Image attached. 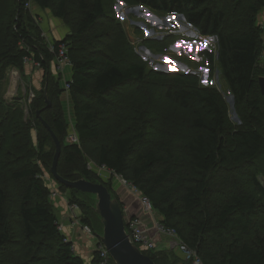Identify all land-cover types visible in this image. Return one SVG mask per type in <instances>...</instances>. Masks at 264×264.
<instances>
[{
    "label": "trees",
    "instance_id": "trees-1",
    "mask_svg": "<svg viewBox=\"0 0 264 264\" xmlns=\"http://www.w3.org/2000/svg\"><path fill=\"white\" fill-rule=\"evenodd\" d=\"M67 1L53 4L54 17L67 18ZM230 1L239 11L249 12L239 29L236 26L226 30L227 14L216 5L217 0L138 3L154 11L181 13L201 35L217 38L216 61L222 77L234 103L244 104L247 109L237 126L227 121L219 93L198 84L197 78L166 73L155 76L129 53L112 57L106 50L91 47L86 42L87 35L108 14L104 0H79L82 16L73 21L69 33L54 42L55 51L59 44H64L71 67L66 91L72 103L73 122H66L58 102L65 88L49 66L54 54L47 46L36 43L35 34L41 38V25L25 10L28 3L48 8L52 0H0V89L9 67H19L23 74L33 69L32 64L24 62L25 58L39 62L42 70H36L42 71L43 81L39 90L33 89L27 120L22 118L20 101L6 103L0 97V264H97L99 260L96 249L86 258L76 253L72 241L59 230L58 217L47 196L49 188L41 183L38 174L37 160L43 165L48 163L53 177L50 166L55 152L53 137L41 118L60 142L57 172L63 178L75 180L84 176L105 184L116 196L112 176L104 180L85 165L86 144L94 143L95 164L134 184L149 199L152 210L162 216L159 222L175 227L181 242L194 249L204 264H264V187L258 180L262 175L258 164L264 155V95L259 85L264 69L260 71L257 65L263 26L254 18L258 9L264 7V0L248 5L244 0ZM203 53L212 58L210 51ZM148 79L165 87L163 97L191 115L184 148L187 170L181 168L179 155H174L171 138L146 140L152 133L162 134L158 119L150 117L145 120L146 125L136 122L135 129L133 125L130 129L120 128L123 117L120 119L119 115H129L133 110L123 107L124 111H120L121 106L110 99L112 91L131 84L147 91L143 86ZM46 84L49 107L44 96ZM71 130L78 136L77 143L66 141ZM147 141L149 147L144 148ZM63 163L71 170L64 172ZM240 164L246 169L256 167L246 174L252 190L223 188L224 183L229 184L230 169ZM212 170L219 172L221 179L224 176L217 185H212L207 176ZM7 180L22 182V193L9 197L4 187ZM56 182L67 201L87 210L86 216L82 212L81 222L92 227L96 214L85 194ZM140 250L155 264H190L170 254L172 250ZM108 264H115L112 257Z\"/></svg>",
    "mask_w": 264,
    "mask_h": 264
},
{
    "label": "rangeland",
    "instance_id": "rangeland-1",
    "mask_svg": "<svg viewBox=\"0 0 264 264\" xmlns=\"http://www.w3.org/2000/svg\"><path fill=\"white\" fill-rule=\"evenodd\" d=\"M78 1L79 0L67 1L66 19L56 18L52 14L51 9L54 6L53 4L57 3L58 0H52V6L48 8L36 7L32 3L25 5V10H27L26 13L28 14L29 12L34 16L36 24H40L41 27L42 23L48 24L47 29L39 26V33L41 34L38 35H40L41 38L38 39L37 34H35L36 43L47 46L49 43H54L56 38L62 35L65 36L69 33L70 30H72L71 24L73 21L82 16L78 8ZM244 2L248 5L249 3H253L254 0H244ZM104 4L108 14L99 19L96 23L97 25L90 30L87 35L88 41L86 37V42L92 45L91 47L106 50V53L112 57H125L124 54L129 53L128 55H133L137 57V59H140L145 64L147 70L151 71V74H156L155 76L158 75L157 73H166V75L173 74L180 78H197L198 84L215 89L219 93L227 121L234 126L240 124V119L243 114L247 112V109L244 104L236 105L234 103L228 85L222 77L221 70L216 61L217 38L215 36L201 35L195 27L187 22L185 16L181 13L154 11L138 3V0H104ZM216 5L223 7L226 11V30H231L236 26L237 29L241 28L243 19L249 14L247 9L243 11L241 9L239 11L234 2L230 0H217ZM254 18L256 23H261L263 26V42L259 50L257 62L261 71L264 69V7L258 9L254 14ZM57 21L59 24H55ZM125 46H127L128 49ZM203 50L210 51L212 53V58L203 53ZM52 60L54 61V66L51 63L52 65H49L50 69L56 68L55 74L53 75L60 78V85L63 87V79L65 76L67 78L69 77V71L67 70L63 73L55 64L54 57ZM41 75L42 71H37L35 67L29 69L28 74H23L22 69L19 67L13 66L7 69L6 80L0 89V97L3 98L6 103L20 101L24 111L22 115L24 120L29 118V103L34 95L33 89L35 91L39 90L43 84V81H41L42 77H40ZM262 77H264V75L260 78ZM143 88L147 91L138 89L131 84L115 88L112 91L110 99H112L114 104L121 106L120 111H124L123 107L133 110L130 111L129 115L126 113H123L122 116L119 115L120 119L123 117L121 120L122 126H120V128H126V126H128L130 129L133 125L132 129H135V127H137L136 122H141L146 125L147 122H145V120L148 121V118L152 117L154 120L158 119L159 124L162 125V134L157 135V133H152L146 137V140H150L151 142V140L171 138L170 141L172 142V146L176 150V152L174 151V155H179L178 158L180 159L181 168L187 170L188 159L184 148L186 138L189 136L188 122L191 117L189 111L165 99L163 97L165 87L153 83L150 79H148V84L144 85ZM58 102L63 117L66 122L71 124L73 122V109L70 96L67 94L66 90L58 97ZM134 103L135 106L132 105ZM59 106L56 101V107L58 108ZM139 116L143 118L142 121L138 119ZM149 125L150 123H148L147 126ZM31 133L33 137H35L33 129H31ZM103 138L106 139V136H103ZM150 142L147 141L142 146L148 148ZM94 146V143L86 144L87 148L83 158L85 160V165L88 167V163H90V165L92 164L93 168L91 169L96 171L100 167L92 160L95 157V153H92L95 148ZM90 153H92V155ZM37 164H39L40 168V173L38 174L40 175L41 183H45L49 188L47 196L52 204V209L59 220H63L65 216L60 214V210L55 204V202H58V198L57 196L53 197L51 195L53 187L59 188L60 192L61 189L59 184L50 176L51 174L47 166L48 163L47 165H43L37 160ZM258 166H260L259 169H262V176H264V155L260 157ZM61 168L64 172H67L69 169L71 170L65 163L62 164ZM253 170H256V167H254V169H246L241 164L234 166L229 171L230 178L227 179L229 184L224 183L222 187H226L229 190H233L234 187H236L240 188L243 192L251 191L252 185L246 178V174L247 172H253ZM95 173L101 176L100 171ZM101 173L103 175L102 171ZM207 176L212 185H214V183L217 185V183L224 179V176L221 179L219 172L214 170L208 172ZM103 178H105L104 175ZM109 180L110 179L107 181ZM7 182L8 183L4 187H6L9 197H11V195L17 196L18 193H22V182L12 180H7ZM171 182L172 180L166 183L165 186H168ZM176 194L179 196L180 191L178 190ZM134 202H137V200H134ZM10 204L14 205L13 202H10ZM72 205H76L77 207L70 209ZM132 205L134 204L132 203ZM138 207L140 209V205H138ZM123 208L124 206L122 204V209ZM64 210L68 212L69 217L77 223L78 226L76 229L78 233L77 240H71L69 238L70 234H68L69 240L73 243L74 251L77 252V249L79 251L81 250V255L85 258L90 256L99 240L94 235L90 225H88L90 232L82 228L85 223L81 222L80 217L82 212L86 216L87 210L85 208L81 210L77 203H71L69 201L64 203ZM132 210L136 211L135 208ZM141 212L145 216L151 218L154 217V212L156 211L145 213L141 209ZM156 214L159 218H162L161 215H158V212H156ZM151 219L153 222L156 221V219ZM15 220L16 218L13 216L12 221ZM148 224V226L151 225V223ZM163 245L166 248L163 250L167 253L169 250H172L170 254H173L174 257L179 260L183 259L182 253L176 247L169 249L167 243ZM82 246L83 249L80 248ZM157 249H159L158 246L156 247V250Z\"/></svg>",
    "mask_w": 264,
    "mask_h": 264
},
{
    "label": "water",
    "instance_id": "water-1",
    "mask_svg": "<svg viewBox=\"0 0 264 264\" xmlns=\"http://www.w3.org/2000/svg\"><path fill=\"white\" fill-rule=\"evenodd\" d=\"M259 85L262 94H264V77L259 79ZM44 96L46 106L49 107L51 104L47 97V84L44 87ZM37 116H39V112H37ZM40 120L50 131L55 143V152L50 166L53 177L59 183L85 194L96 214V220L92 224L94 235L109 251L114 263L155 264L131 239L125 226L120 201L105 184L91 181L84 176L75 180H69L59 175L57 172V163L61 152L60 142L48 123L42 118ZM258 180L264 187V177L259 175Z\"/></svg>",
    "mask_w": 264,
    "mask_h": 264
},
{
    "label": "built area",
    "instance_id": "built-area-1",
    "mask_svg": "<svg viewBox=\"0 0 264 264\" xmlns=\"http://www.w3.org/2000/svg\"><path fill=\"white\" fill-rule=\"evenodd\" d=\"M47 49L54 54L55 64L60 69V71L63 72V69L66 66H70L69 60L65 55L64 44H59L57 51H55L54 43L52 42L47 45ZM24 62L32 64V68L35 67L37 70H42V67L39 64V62L30 60L28 58H25ZM63 87L65 88V90L68 89L67 81L64 82ZM66 141L68 143H77L79 141L75 131L73 130L69 131L66 137ZM88 168L89 169L93 168L92 164L90 165V163H88ZM100 168L106 169V167L104 166H101ZM111 175H115V174L111 173ZM120 179L124 185L129 186V189L138 196V201L143 212L151 213L152 208L149 199L146 196L141 195L140 191L134 184L128 182L122 177H120ZM51 191H52L51 195L53 197L54 196L59 197L60 195V197H62L66 202H68L65 195L59 192V188L53 187ZM76 207H77L76 205H72L70 209ZM122 211L125 220V226L128 230V233L131 239L133 240V242L136 244V246L139 249H144L147 251L155 250L157 247L156 235H162L168 240V248L172 249L176 247L182 253L184 260L190 262V264H204L202 259L194 249L189 248L185 243L181 242V240L178 238V233L175 227L166 225L159 221H154V222L152 221L151 225L145 228L142 226L141 220L139 219V216H137V214L133 212L128 213L129 209H126L125 207L122 209ZM58 222H59V226H58L59 230L63 231L64 223L59 219ZM82 228L85 231L88 230V232H90V228L88 227L87 224L83 225ZM95 249L99 259L97 264H108L111 255L109 251L103 246V244L100 242L99 244H97Z\"/></svg>",
    "mask_w": 264,
    "mask_h": 264
},
{
    "label": "crops",
    "instance_id": "crops-1",
    "mask_svg": "<svg viewBox=\"0 0 264 264\" xmlns=\"http://www.w3.org/2000/svg\"><path fill=\"white\" fill-rule=\"evenodd\" d=\"M53 22V20H52ZM55 24H59V22H55ZM42 27L44 29H47L48 28V24L47 23H42ZM64 35L56 38L55 40H60L63 38ZM54 66V61L51 60L50 61V65ZM29 70V69H28ZM69 71V77L71 75V67L70 66H66L64 69H63V73L64 71ZM53 72V74H55V71H56V68H53L51 70ZM42 77V75L40 76ZM68 77V78H69ZM68 78L65 76V78L63 79V82L67 81ZM65 91H63L64 93ZM67 92V91H66ZM68 94V92H67ZM69 95V94H68ZM100 171V175L105 178H103L104 180H106L108 177H111V174L109 171L105 170V169H102V168H99L96 170V172ZM101 171L103 172V175L101 173ZM112 187H113V190L115 191V194L116 196L118 197V200L120 201V203L123 204V206L126 208V209H129L128 213H135L137 214V216H139V219L141 220V223H142V226L147 228V226L149 225L148 223H151L152 222V219H156V221H160L162 220V218L158 217L156 212H154V217H147L145 216L142 212H141V206H140V209L138 207L139 204V201H138V196L136 194H134L130 189H129V186H126L123 184V182L121 181L120 177L119 176H116V175H112ZM62 194V193H61ZM58 198V202H55V204L57 205L58 209L60 210V214L65 216L63 217V220H61L63 223H64V233L67 235L68 237V234L69 235V238L72 240H77V237H78V233H77V223H75L68 215V212L66 210H64V203H67L65 200L62 199V197H57ZM134 200H137V202H134ZM132 203L134 205H132ZM133 208L136 209V211L132 210ZM153 212V211H152ZM151 215V214H150ZM160 215V214H158ZM58 217V216H57ZM59 219V218H58ZM72 235V236H71ZM156 242H157V246L159 249H166L165 246L163 244L166 245V243L168 244V240L167 238H164L162 235H156ZM93 244V243H92ZM160 246V247H159ZM81 249H83V246L80 247ZM87 251V250H86ZM89 251V250H88ZM78 254H81V250L79 251L77 249V252Z\"/></svg>",
    "mask_w": 264,
    "mask_h": 264
}]
</instances>
